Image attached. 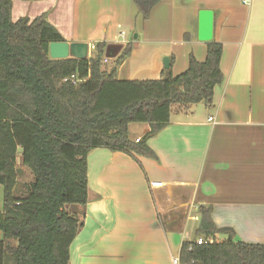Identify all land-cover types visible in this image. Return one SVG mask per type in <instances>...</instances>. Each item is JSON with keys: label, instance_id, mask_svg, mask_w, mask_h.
I'll return each instance as SVG.
<instances>
[{"label": "crops", "instance_id": "1", "mask_svg": "<svg viewBox=\"0 0 264 264\" xmlns=\"http://www.w3.org/2000/svg\"><path fill=\"white\" fill-rule=\"evenodd\" d=\"M200 10L214 13L222 84L211 104L173 108L169 123L145 141L156 159L106 148L88 154L87 204L78 208L83 226L70 246L69 264L179 263L182 244L204 238L197 234L203 210L216 228L231 229L235 240L264 244V0H161L144 25L160 33L157 16L180 21L161 56L146 46L145 29L129 38L127 30L136 31L142 18L132 0H11L12 22L44 16L68 44H130L116 79L129 62L151 65L157 75L122 81L158 80L168 70L176 76L191 55L204 62L207 43L197 39ZM111 53L104 60L112 63L107 73L119 56ZM132 126V142L150 131L144 124L132 137ZM154 182L162 186L151 187Z\"/></svg>", "mask_w": 264, "mask_h": 264}, {"label": "trees", "instance_id": "2", "mask_svg": "<svg viewBox=\"0 0 264 264\" xmlns=\"http://www.w3.org/2000/svg\"><path fill=\"white\" fill-rule=\"evenodd\" d=\"M132 1L146 21L161 0ZM59 42L62 36L44 16L12 22L11 0H0V264H69L83 226L78 208L87 204L88 154L106 148L156 159L145 141L169 123L173 108L211 104L223 82L222 45L214 41L204 62L191 55L183 73L168 70L145 81L116 79L130 44L97 43L87 59L51 60L49 44ZM109 52L119 56L107 73ZM72 75L76 85L63 82ZM130 124H147L150 131L132 142ZM18 154L33 176L20 197L14 195ZM197 234L213 243H183L179 264H264V244L235 240L231 229L214 226L208 210L201 211Z\"/></svg>", "mask_w": 264, "mask_h": 264}, {"label": "rangeland", "instance_id": "3", "mask_svg": "<svg viewBox=\"0 0 264 264\" xmlns=\"http://www.w3.org/2000/svg\"><path fill=\"white\" fill-rule=\"evenodd\" d=\"M179 3V2H178ZM174 17L170 16L165 17V16H157L156 21V28L158 31H160V33H155L152 32L153 29L151 28L150 24H145L144 25V21L142 18L139 19L138 21V25L137 27L140 28V30L137 28L136 31L133 30H127L128 36L130 39L134 40V36L137 34H142V30L145 29L146 34V42L147 40L149 41H153L150 42L149 44L146 46L149 47H155L156 53L158 52L159 56H161L163 54V50L167 49L170 47L171 43L170 40H172V38H174L175 36V28H178L180 26V21H178L176 19V21L173 20ZM175 19V18H174ZM149 25V26H148ZM143 28V29H141ZM166 30L171 31V33L169 32V35L166 34ZM142 36V35H141ZM141 38V37H140ZM171 38V39H170ZM141 49V47L139 48ZM93 51H90L88 58L91 57L93 55ZM113 55V53H111ZM164 57V56H163ZM162 57V64H163V58ZM158 60L159 57H158ZM135 61V60H134ZM110 67H112V63L109 64H104L103 62V70H109ZM156 71L155 68H152L151 65L149 67H146V65L144 67L139 66V67H135L134 66V62H129L127 64V66H125L122 70L121 73L117 74V80H142V79H153L156 78ZM165 76V74L163 75V77ZM136 126H132L135 127L132 130V137L138 136L141 134V127H143L144 124H135ZM16 161H18V163H20V154H18ZM20 166V164H19ZM18 182L16 185V188L14 190V195L15 196H23L25 193V186L29 183H31L33 181V176L31 171L26 168V167H19L18 170ZM0 202H2V189L0 187ZM2 235V234H1Z\"/></svg>", "mask_w": 264, "mask_h": 264}, {"label": "water", "instance_id": "4", "mask_svg": "<svg viewBox=\"0 0 264 264\" xmlns=\"http://www.w3.org/2000/svg\"><path fill=\"white\" fill-rule=\"evenodd\" d=\"M214 13L211 10H200L198 13L197 39L200 42L208 43L213 39ZM136 38V35L134 36ZM48 55L51 60H64L73 58L84 60L88 58V45L85 43L66 42L50 43ZM169 58L164 57L163 68L169 69Z\"/></svg>", "mask_w": 264, "mask_h": 264}, {"label": "built area", "instance_id": "5", "mask_svg": "<svg viewBox=\"0 0 264 264\" xmlns=\"http://www.w3.org/2000/svg\"><path fill=\"white\" fill-rule=\"evenodd\" d=\"M94 48H95L94 45L88 46V55H89L90 51H94ZM63 82H70L71 84L76 85L79 82V80L74 75H72L68 79L63 80ZM208 120L211 121L212 119L209 118ZM139 140H140L139 138L135 139V143H138ZM161 186H162V183H159V182L151 183V187L158 188ZM212 243H213V239L211 237L201 238V239H198L195 241L196 245H209ZM173 263L179 264L178 261H176V260H174Z\"/></svg>", "mask_w": 264, "mask_h": 264}]
</instances>
